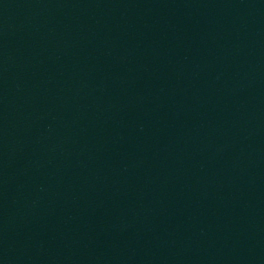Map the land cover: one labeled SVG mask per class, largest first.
<instances>
[{"label":"water","instance_id":"1","mask_svg":"<svg viewBox=\"0 0 264 264\" xmlns=\"http://www.w3.org/2000/svg\"><path fill=\"white\" fill-rule=\"evenodd\" d=\"M0 151L34 264H264V0H0Z\"/></svg>","mask_w":264,"mask_h":264}]
</instances>
